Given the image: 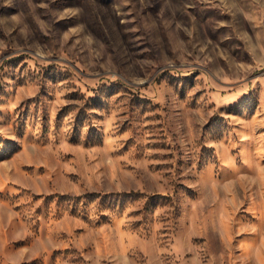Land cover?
Returning a JSON list of instances; mask_svg holds the SVG:
<instances>
[{"label": "rangeland", "instance_id": "374dc122", "mask_svg": "<svg viewBox=\"0 0 264 264\" xmlns=\"http://www.w3.org/2000/svg\"><path fill=\"white\" fill-rule=\"evenodd\" d=\"M0 264H264V0H0Z\"/></svg>", "mask_w": 264, "mask_h": 264}]
</instances>
